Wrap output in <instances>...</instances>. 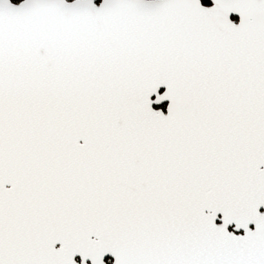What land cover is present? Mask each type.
<instances>
[{"label": "snow or ice", "instance_id": "obj_1", "mask_svg": "<svg viewBox=\"0 0 264 264\" xmlns=\"http://www.w3.org/2000/svg\"><path fill=\"white\" fill-rule=\"evenodd\" d=\"M0 264H264V0H0Z\"/></svg>", "mask_w": 264, "mask_h": 264}, {"label": "flooded vegetation", "instance_id": "obj_2", "mask_svg": "<svg viewBox=\"0 0 264 264\" xmlns=\"http://www.w3.org/2000/svg\"><path fill=\"white\" fill-rule=\"evenodd\" d=\"M205 2H207V0H205Z\"/></svg>", "mask_w": 264, "mask_h": 264}]
</instances>
